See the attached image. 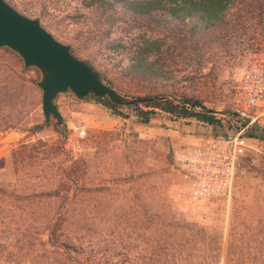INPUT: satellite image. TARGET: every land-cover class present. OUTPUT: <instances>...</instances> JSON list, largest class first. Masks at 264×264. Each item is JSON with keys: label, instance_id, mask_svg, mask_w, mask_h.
<instances>
[{"label": "rangeland", "instance_id": "1", "mask_svg": "<svg viewBox=\"0 0 264 264\" xmlns=\"http://www.w3.org/2000/svg\"><path fill=\"white\" fill-rule=\"evenodd\" d=\"M5 1L39 19L124 97L194 98L224 128L161 111L141 124L67 94L57 100L66 124L58 130L45 124L39 71L0 50V264H264V142L249 139L231 192L202 206L198 218L174 198L177 153L203 138L235 136L241 124L227 113L249 121L235 92L264 58V0L256 14L237 0L224 30L192 39L120 7L103 15L99 3L87 8L89 0ZM144 40L162 45L159 80L129 73L130 54ZM55 224L72 249L67 260L39 245Z\"/></svg>", "mask_w": 264, "mask_h": 264}, {"label": "trees", "instance_id": "2", "mask_svg": "<svg viewBox=\"0 0 264 264\" xmlns=\"http://www.w3.org/2000/svg\"><path fill=\"white\" fill-rule=\"evenodd\" d=\"M236 1L237 0H89L87 8H92L99 3V6L103 9V15H106L111 10L113 11L116 10L117 7H120L127 13L133 14L135 18L149 19L157 22L162 27L173 26L174 31H186L189 39H192L218 29L224 30L223 27L227 23L228 13L235 7ZM241 1L242 4H245V9H248V13L256 14L259 12V5H256L258 0H252V5L245 3V0ZM122 47L123 45H118L116 47L118 53H129V51L127 52L126 49ZM119 49H121V52ZM161 49L162 45L159 41L144 40V42L138 45L130 54L129 73H132L134 78L159 80L161 70L156 67V64L160 62L164 55ZM101 80L104 81V77L101 76ZM166 99L167 100L161 102L124 107L111 104L107 99L94 98L97 105L109 111L112 116L124 120H130L133 116L141 124H150L156 117L157 111H161L176 120H195L203 126L224 128L222 121L217 119L199 100L175 95L166 97ZM143 107L146 108V110L141 109ZM131 113H134V115H131ZM227 114L231 118L230 122L236 119L237 122L241 124L239 130L245 129V138L264 142V128L262 125L254 123L248 126V120L242 122L238 118V115L231 113ZM230 122L227 123L230 125ZM13 226L14 227H11L8 224L7 231H18V229H15V225ZM46 232L48 234L47 240L44 242L39 240V245L43 247L44 252H55L63 260L69 259L73 252L68 243L62 239L63 235L59 233L60 227L58 224L50 225ZM197 237L200 238V236ZM192 238L195 239L196 237L193 236ZM203 239L204 235L201 236V240ZM9 248L11 249L10 246ZM231 249V247L228 249L229 255H231ZM169 254L172 255L173 253L171 254L169 252ZM232 262L233 261L230 260V263ZM32 264H36V261H33ZM79 264H82V262ZM226 264H228V262H226Z\"/></svg>", "mask_w": 264, "mask_h": 264}, {"label": "water", "instance_id": "3", "mask_svg": "<svg viewBox=\"0 0 264 264\" xmlns=\"http://www.w3.org/2000/svg\"><path fill=\"white\" fill-rule=\"evenodd\" d=\"M3 49L16 54L25 70L39 71L37 86L42 92L45 124L54 121L58 130L66 129L57 105L62 95L72 94L79 100L107 99L111 104L124 107L167 100L164 97H124L106 85L96 69L78 59L70 46L45 30L39 19L26 17L5 0H0V50Z\"/></svg>", "mask_w": 264, "mask_h": 264}, {"label": "built area", "instance_id": "4", "mask_svg": "<svg viewBox=\"0 0 264 264\" xmlns=\"http://www.w3.org/2000/svg\"><path fill=\"white\" fill-rule=\"evenodd\" d=\"M235 100L248 126L264 124V58L244 71ZM244 133L241 129L235 136L203 138L177 153L174 198L184 215L198 218L202 206L231 192L250 141Z\"/></svg>", "mask_w": 264, "mask_h": 264}, {"label": "crops", "instance_id": "5", "mask_svg": "<svg viewBox=\"0 0 264 264\" xmlns=\"http://www.w3.org/2000/svg\"><path fill=\"white\" fill-rule=\"evenodd\" d=\"M96 104H97V103H95V105H96ZM97 106H98V107H97V108H98V109H97L98 111H102V112H104V111L106 112V111H107L106 109L104 110V108H103L102 106H99V105H97Z\"/></svg>", "mask_w": 264, "mask_h": 264}]
</instances>
